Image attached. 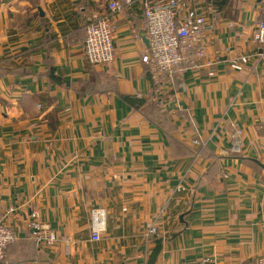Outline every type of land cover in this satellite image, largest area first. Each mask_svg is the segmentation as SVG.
I'll return each instance as SVG.
<instances>
[{"label": "crops", "instance_id": "0c3cea01", "mask_svg": "<svg viewBox=\"0 0 264 264\" xmlns=\"http://www.w3.org/2000/svg\"><path fill=\"white\" fill-rule=\"evenodd\" d=\"M109 2L0 0V216L20 235L1 264L256 258L264 253V46L254 34L264 0H179V22L206 18V58L196 67L198 46L190 50L163 106L142 59L138 0L118 14L113 62L85 60L86 17ZM34 207L58 236L50 247L32 238ZM93 209L106 212L98 241ZM155 222L160 233L147 238Z\"/></svg>", "mask_w": 264, "mask_h": 264}, {"label": "built area", "instance_id": "2783aa9c", "mask_svg": "<svg viewBox=\"0 0 264 264\" xmlns=\"http://www.w3.org/2000/svg\"><path fill=\"white\" fill-rule=\"evenodd\" d=\"M134 1L136 0H110L105 13L90 14L86 17L83 56L91 65L108 66L113 62L116 56L114 37L118 30V14H124L126 6L133 4ZM138 1L144 14V35L147 40L142 59L150 74L154 99L158 105L163 106L170 99L169 90L173 87L177 74L184 71L185 63L190 59V50L198 46L192 57L196 67L201 66V62L206 58L203 47L206 18L198 17L191 23L179 22L177 18L179 0H158L154 5L150 4L149 0ZM254 39L264 46V19L260 21L255 31ZM239 134V131L233 134L234 146ZM38 216L39 212L34 207L30 212L29 221L32 238L42 247L56 244L58 242L56 232L49 224L40 221ZM105 227V210L93 209L91 239L100 240ZM159 233L158 223L155 222L148 228L146 237ZM19 239L20 235L0 216V264L4 263L8 248L17 244ZM245 264H264V253Z\"/></svg>", "mask_w": 264, "mask_h": 264}]
</instances>
